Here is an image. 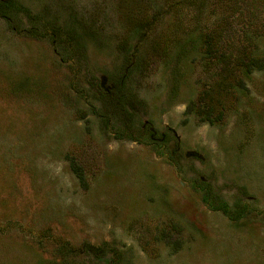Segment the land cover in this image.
Masks as SVG:
<instances>
[{"label":"rangeland","instance_id":"374dc122","mask_svg":"<svg viewBox=\"0 0 264 264\" xmlns=\"http://www.w3.org/2000/svg\"><path fill=\"white\" fill-rule=\"evenodd\" d=\"M213 25L264 56V0H0V264H264V68L187 112Z\"/></svg>","mask_w":264,"mask_h":264},{"label":"trees","instance_id":"16d2710c","mask_svg":"<svg viewBox=\"0 0 264 264\" xmlns=\"http://www.w3.org/2000/svg\"><path fill=\"white\" fill-rule=\"evenodd\" d=\"M229 32L230 30L226 26L217 25L215 27L213 25L199 33L201 54L215 60L212 65H215L216 71L209 87L202 90L197 98L187 105V112L196 113L197 116L212 124L220 123L224 119L225 112H223V107L215 111V103L211 99H215L219 93L222 95L231 94L235 92L236 88H244V76L249 75L253 70L264 68V56L253 52L249 41L245 40L247 31L242 30L241 32L238 29L236 32L234 30L232 35ZM121 89V85L116 84L106 92L99 93L98 99L102 101V108L105 109L103 117L105 116L106 120L110 116L120 120L122 127L117 129L116 135L119 138L123 136L134 139L138 135L132 127V111L139 104L125 102L126 98L124 96L122 99ZM234 98L237 99L235 96ZM131 100L137 101L135 97H132ZM210 104L213 105L210 106ZM75 171L78 172V169L75 168ZM80 175L79 173V177L84 181ZM223 210L226 212L225 207ZM97 248L90 245L84 247L89 252L96 251Z\"/></svg>","mask_w":264,"mask_h":264}]
</instances>
